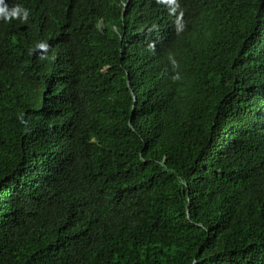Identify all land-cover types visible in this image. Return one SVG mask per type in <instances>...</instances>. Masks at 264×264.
<instances>
[{
	"label": "trees",
	"instance_id": "trees-1",
	"mask_svg": "<svg viewBox=\"0 0 264 264\" xmlns=\"http://www.w3.org/2000/svg\"><path fill=\"white\" fill-rule=\"evenodd\" d=\"M0 9V264H264V0Z\"/></svg>",
	"mask_w": 264,
	"mask_h": 264
},
{
	"label": "clouds",
	"instance_id": "clouds-1",
	"mask_svg": "<svg viewBox=\"0 0 264 264\" xmlns=\"http://www.w3.org/2000/svg\"><path fill=\"white\" fill-rule=\"evenodd\" d=\"M5 11V9H0V12H3ZM20 11L19 8H16V9H13L11 12H6V15H5V19H9V18H14L17 16V13ZM27 10H24V13H23V18L26 19L27 18Z\"/></svg>",
	"mask_w": 264,
	"mask_h": 264
},
{
	"label": "water",
	"instance_id": "water-1",
	"mask_svg": "<svg viewBox=\"0 0 264 264\" xmlns=\"http://www.w3.org/2000/svg\"><path fill=\"white\" fill-rule=\"evenodd\" d=\"M127 3H128V0H127Z\"/></svg>",
	"mask_w": 264,
	"mask_h": 264
}]
</instances>
